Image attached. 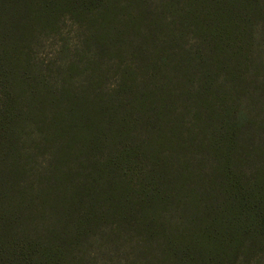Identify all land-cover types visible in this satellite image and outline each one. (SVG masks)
Wrapping results in <instances>:
<instances>
[{"label": "trees", "instance_id": "trees-1", "mask_svg": "<svg viewBox=\"0 0 264 264\" xmlns=\"http://www.w3.org/2000/svg\"><path fill=\"white\" fill-rule=\"evenodd\" d=\"M263 96L264 0H0V264L261 261Z\"/></svg>", "mask_w": 264, "mask_h": 264}, {"label": "rangeland", "instance_id": "rangeland-1", "mask_svg": "<svg viewBox=\"0 0 264 264\" xmlns=\"http://www.w3.org/2000/svg\"><path fill=\"white\" fill-rule=\"evenodd\" d=\"M80 30L81 28L73 20L69 17H63L59 27L54 32H44L40 35L39 44L34 49L33 57L38 61H49L48 64L53 67L54 62L56 64L58 61L61 62L60 57L64 55L67 49L74 51L77 48ZM261 101L264 102V96ZM261 119L264 120V109ZM254 258L238 259L235 264H264V258L259 262H256Z\"/></svg>", "mask_w": 264, "mask_h": 264}]
</instances>
